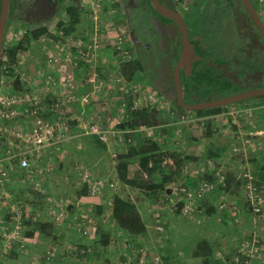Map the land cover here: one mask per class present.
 I'll list each match as a JSON object with an SVG mask.
<instances>
[{"label": "rangeland", "instance_id": "1", "mask_svg": "<svg viewBox=\"0 0 264 264\" xmlns=\"http://www.w3.org/2000/svg\"><path fill=\"white\" fill-rule=\"evenodd\" d=\"M58 12L47 22H45L44 26L47 27L48 32H50L53 37H46L41 36L38 40L32 41L26 48H22L18 50L15 56V61H20V63L17 65L16 72L12 69L11 76L18 77V73H23L25 75V79L29 81L30 84L27 82H24L23 85H27L26 89L31 91L34 95H36L32 89H34V78L31 79L30 75L33 73H28L29 70H31L30 66V59L29 57L32 55L34 57V53L38 52V57L42 58V55L39 56V53H41L42 49L44 52L48 53L51 51H57L65 52L67 50H71L72 53L75 56V60L78 62V67L74 68V74H77V70H81L82 74H80L78 78V85L76 89L77 94H85L79 92V89L82 83L86 82V77L88 76L89 70L100 68V69H106L110 70V67L115 64V60L118 58V55L123 54V49L125 50V29H124V21H123V14L120 9L119 4H116V0H101V5L99 7V20L96 22H93L92 20V11H93V1L94 0H84L83 5L86 10L85 13L81 16L80 21L72 25L70 24L69 17L66 13V6L71 3L72 0H62ZM261 5V12L263 13V20H264V0H259ZM199 13V12H198ZM226 19V17H225ZM228 22V21H227ZM60 23V24H59ZM37 26H27V25H19L15 27V31L10 33L9 31L6 43L8 45L15 43L18 41V39L21 37L23 30L34 28ZM216 29L214 30H205V37L204 40L208 44H210V47H219L225 49L229 45V39H228V33L231 28L230 22L226 23V21L222 20L220 23H218ZM44 44V45H43ZM41 45V46H40ZM91 45V47L94 49L92 51H89L90 54L94 53V56L92 58V64L89 65L88 63H83L82 61H78L79 59V51L84 50V52H87L86 46ZM120 50L122 51L120 53ZM244 53V51H243ZM238 55V59H242V54ZM263 54V62H264V51H261ZM37 56V54H35ZM52 56V54L48 55L45 59L48 60V58ZM92 56V55H91ZM31 57V58H32ZM229 58V55H222L220 57V60ZM14 61V62H15ZM117 64V63H116ZM30 67H29V66ZM72 67V66H71ZM115 67L113 71H115ZM149 72V71H148ZM147 72V75L149 76ZM16 73V75H15ZM30 74V75H29ZM9 75V72H8ZM31 75V76H32ZM43 75V74H42ZM144 72H138L134 78L133 81H130L128 85L131 87L138 86L141 89V93H139V105H149V106H156L160 109V115L164 122H169V124L166 125L167 129L169 130V133L165 137H163V142L161 143L165 148H168L169 151H172L174 153H180L186 150L185 147L183 149L184 143L182 142L183 136L188 135L189 137L191 135H194L191 137L192 139L194 137H201L202 139H205L204 149L208 145V143L212 142L211 144H221L226 145L227 149L225 150V155L222 156L227 157L228 159H233L232 161H235L236 169H232L234 173L238 174L240 170L243 167H249V169H252V163H250L251 158H255L258 160V164H260L261 161H263L264 156V98L263 99H250L247 100L244 105L242 104H231L229 106L223 105L221 108L220 114L213 117L211 127L214 129V133L211 136L205 135V126L198 127V128H191L186 126V124L177 122V123H170L171 118L167 115V110L172 105L170 102L165 100L162 96L158 94L156 89H154L149 81V77ZM111 80L114 77V74L110 72ZM41 78V77H40ZM5 77L1 81L4 82ZM20 81V80H19ZM36 81H38L36 79ZM45 83V78L41 79L40 81V88L43 89V85ZM110 84V82L108 81ZM111 91H108L107 94H105L104 99H98V102L96 105V108L91 105L88 106L87 112L84 113V121L86 120H95L92 114L96 111V118H101L99 116L98 111L99 109L104 107V113L106 112L105 117L103 118L106 122V124L109 121H112V125L109 126L110 129H115V124L119 119H121V113L123 108L118 109V113L112 114V106L117 107V99L115 96H118L119 94L122 95L123 87L120 85H117V82L112 80L111 82ZM3 84V83H2ZM0 86V90L3 89V86ZM4 85V84H3ZM129 87V86H125ZM239 88H243L241 86H238ZM238 87L236 85L229 87V91L231 93L238 92ZM250 88L255 87H264V80L258 81V82H250L249 83ZM37 89V88H36ZM35 89V90H36ZM241 91V90H240ZM37 92L40 94L41 89H37ZM45 93V92H44ZM47 93V92H46ZM41 95V94H40ZM40 95H36L41 98ZM51 95V94H49ZM107 96H109V99L107 100ZM145 96L143 100H141V97ZM47 98V97H46ZM116 99L115 105L114 101ZM110 100V102H108ZM106 101V102H105ZM111 103V104H110ZM98 106V107H97ZM106 107V108H105ZM61 108V107H60ZM90 108V109H89ZM120 108V107H118ZM235 108H241L245 109L248 108V110L243 111L240 116L233 118L229 115H226L225 112L231 109ZM107 109V110H106ZM110 111V114H109ZM100 113V112H99ZM169 113V112H168ZM109 115V116H108ZM172 117V116H171ZM93 118V119H92ZM108 121V122H107ZM100 125V124H99ZM102 125V124H101ZM105 126V125H103ZM107 126V125H106ZM239 128L240 134L238 136H233V132ZM190 131V132H189ZM262 131L263 134L260 132ZM176 134H175V133ZM176 136V137H175ZM227 137L229 140H226ZM72 139V138H69ZM123 135L120 137V139H113L109 144H105V148H100L98 145L94 144L90 136H86L84 138L80 139L81 148L78 150L77 145L78 141L75 139H72V141H69L70 144L68 146L62 147V139H58L56 142L49 144L48 146H44L34 158V163L38 164L39 166L45 167L46 173L48 176H37L36 174L31 177H22L19 179H16L15 176L13 177V182L10 187H7V191L10 192L11 195H17L20 196L19 193L20 189L33 187V189L38 188L36 187L37 184L40 186L43 184L47 185L46 189L44 190L48 193L47 195H56V197L61 196V203H58L59 205L63 202L70 201V199H64L68 198L65 197V192L67 193L69 191V186H66L64 184V177L66 175H71L72 180H77L80 182V172L87 171L88 173L92 175H97L99 172L96 169V159L102 158L103 164V175L104 178H108L112 182L115 179V175L111 171L110 164L111 161L114 160L115 163V155L116 153L120 152L122 149H125ZM65 140V139H64ZM116 147V149H115ZM72 148V150H71ZM67 149V152H66ZM204 149L202 151H204ZM201 151V153H202ZM168 159L167 163H163L165 165H172L173 160L170 157H166ZM171 161V162H170ZM246 162V163H245ZM248 164V165H247ZM138 164L137 161H132L130 163L129 171L130 174L133 175L138 172ZM171 169H174L173 167ZM223 172V168H221ZM179 170L177 176H175V183L179 182L181 180V175L186 171ZM228 171V170H227ZM142 177H144V173L141 174ZM154 176V177H153ZM152 176L153 179L158 178L157 172L154 173ZM42 177L46 178L47 182L49 179L52 180V185L50 186L49 183L46 181H43ZM48 177V179H47ZM145 178V177H144ZM115 185V183H114ZM43 185L41 186V188ZM118 184L116 183L113 187L105 188V190L101 191L99 196H102L104 200H107V197L111 195V192L118 189ZM39 189V188H38ZM43 191V190H42ZM26 192V190H25ZM97 191L95 194L91 195L93 197H97ZM140 192V193H137ZM69 194V193H68ZM131 195H135V198L138 203L139 211L143 217V219L148 221V232L147 235L144 237L138 238V241L135 245L140 243L144 249L142 251H148V250H156L157 248L161 247L169 259L171 260L172 264H202L199 257H196L192 255V248L195 246V244L202 238H207L210 241H212L215 246V252L222 256L223 258H226V254H231L238 246V243L242 240L243 231H254L255 234H258L259 237L263 239L264 243V212L260 213L259 215H252L250 211L248 210V207L246 208L245 201L243 198V195L241 194H234V193H228L226 194L225 202L228 205L234 206L237 210H239L238 213V220L237 222H233V220H230L228 218L223 217V215L214 214V215H206L201 212H193L191 215H182L178 211L175 210V208H172L169 206V204L165 202L164 197L160 196L157 200L154 202H151L149 199L145 198L143 196V193L140 190H130ZM26 195V194H25ZM27 197L30 199L33 198V195L30 194V192H27ZM220 198V197H219ZM110 201V200H109ZM98 203L96 200L88 201L86 206L83 207L85 211H88L89 214L92 216L93 209H96V205ZM109 204V202H108ZM243 205V206H242ZM16 206V204H15ZM17 207V206H16ZM88 208V209H87ZM27 206L25 207V210H27ZM40 212L41 216V210H37ZM71 211V210H70ZM72 212V211H71ZM158 212L159 217H161V220H157L154 218V214ZM96 213V212H95ZM45 215V214H44ZM103 218V217H102ZM100 219L98 220V223L95 221L93 223V228L97 224L108 225L110 228V232H114L115 236L113 237V244L108 245L106 248H101L100 245H97L99 247V251L101 254L97 257H95L93 260L88 261L89 264H106V260L108 261L107 264H123L121 262L122 260V254L130 252V249L124 251L123 247L119 244L121 242L126 241L125 236H121L118 231H116L117 228H115L113 225L108 224V220L104 219V221ZM164 221V222H163ZM163 223L164 231L158 232L156 231V226L161 225ZM66 227H64L65 230ZM68 229V228H66ZM245 232V233H246ZM76 233H74L75 235ZM23 233L19 235L20 237H23ZM73 235L70 234V236L66 233V231H62L61 235L59 237V241L61 242V250L63 247L66 249L71 245L73 242H76L75 240H79V237L75 235V239L72 237ZM1 237V236H0ZM2 238V237H1ZM20 239V238H19ZM21 240V239H20ZM72 242V243H71ZM99 242V241H98ZM4 243V241H3ZM87 245L93 246L96 245V243H92V241H89V243H85ZM98 244V243H97ZM42 246V245H41ZM44 248H47V245ZM134 247V245H131ZM8 249V248H7ZM264 249V248H263ZM230 250H233L230 253ZM65 251V250H64ZM141 251V252H142ZM140 252V253H141ZM139 253V254H140ZM138 254V255H139ZM136 254H133L132 257H128L126 259V262L129 261V264H136V259L139 257ZM231 256V255H230ZM229 256V257H230ZM228 257V256H227ZM56 255H54V260ZM258 259V260H257ZM47 261L46 264H53V261ZM105 260V262H104ZM259 264H264V252L261 257L256 258L255 261ZM74 264H77L79 262L77 259H74ZM45 263V262H44ZM11 264H15V261ZM43 264V262L39 263ZM82 264V262L80 263ZM221 264H228L225 260Z\"/></svg>", "mask_w": 264, "mask_h": 264}, {"label": "trees", "instance_id": "2", "mask_svg": "<svg viewBox=\"0 0 264 264\" xmlns=\"http://www.w3.org/2000/svg\"><path fill=\"white\" fill-rule=\"evenodd\" d=\"M84 0H72L69 5L66 6V13L69 17L70 24L75 25L77 24L83 13L86 12L84 5ZM60 24V23H59ZM46 37H53V35L48 32V29L44 25H40L34 28L26 29L21 37L13 43L7 50H6V61L8 60V63H13L15 60L16 53L18 50L22 48H26L32 41L38 40L41 36ZM116 74L121 76L125 81L130 83V81H133L136 74L139 72V70L142 68V65L140 61L136 59H127L125 61H121L116 65ZM8 74V73H7ZM12 74V69L9 71V75ZM80 75V74H78ZM227 85H231V83H227ZM20 86V81L18 80V77L15 78L14 81V87L17 89V87ZM238 91L242 90L241 88H237ZM126 98V104L125 107L121 112V119L117 121L115 124V130H118L119 133L116 135L111 136V139H120L123 135V141L125 145V149H122L120 152L116 153L115 155V164H114V172H115V181L118 184V189L111 192L110 202L109 204V214L106 216V221L108 220L109 225H113L120 235L126 237V241L123 243L121 242V245L124 249V251L127 252V250L130 249V252L122 254V260L123 264H129V261L126 262V259L128 257H132L133 254L138 255L142 249V245L136 242L138 241V238L144 237L147 235L148 232V221L143 219L137 200L135 198V195L130 194V190L136 189L140 190L143 193V196L149 200H157L160 196L164 197V200L167 203H169V198H171L170 195V189L172 186L177 185H187L189 188H193L197 185L199 180L203 181H213L215 182L211 192H207L208 194L203 196L201 199L197 201V206L195 207L193 212H201L206 215H214L219 214L223 215V217L228 218L227 213L224 211V209H220L218 206L220 204V201L226 200L225 196L228 193H234V194H240L242 193V186L241 181L237 178V174L234 173V171H225L223 172L222 169L218 166V160L222 158V156L225 155V150L227 149L226 145L221 144H211L209 143L204 151L200 153L199 155H188L183 152L180 153H174L172 151H169L168 148L163 147V145L154 139L145 137L141 131H136L135 129L139 127H157L158 129L154 132L156 134H162V137H165L169 133V130L162 126L164 123V120L162 119L160 115V109L156 106H149L146 104L133 107L132 100L137 98L138 96L132 95V94H126L124 96ZM220 97V96H219ZM257 98L263 99L264 95L261 96H250L248 98L242 99L240 101L234 102V104H243L247 103V100ZM233 103H230L226 106H229ZM175 109L176 112L179 113H191L198 116L202 115H209L210 117L206 120L205 126V135L211 136L214 133V129H212V119L213 115L219 114L221 111V108L223 106H214L204 109H196L192 111L184 110L177 105L173 104L171 106ZM126 130L127 132H123ZM130 130V131H129ZM91 139L94 144L98 145L100 148H105V143L100 141L97 136L91 135ZM110 139V140H111ZM164 139V138H163ZM166 157H170L173 160L172 165H165L163 164V160L166 159ZM132 161H137L138 164V172L129 175V167L130 163ZM194 162L195 164L202 165V169H199L197 173L198 176L189 177L188 172L183 173L181 175V180L177 182V184L172 185L175 183V176H177L179 170L185 169V164L187 162ZM250 163H252V169L251 172L256 177V182L258 185H263L264 187V156L263 161L258 164V160L255 158H251ZM174 169H171V168ZM248 168V167H243ZM241 169V170H242ZM220 170L219 172L224 175V180L222 182H216L217 176L216 172ZM240 170V171H241ZM157 172L158 178L153 179L152 174ZM183 172V171H182ZM146 173L147 177H142L141 174ZM37 176H48L46 171L36 174ZM80 182L77 180H72L71 175H66L63 179L64 184L69 186V191L65 194L71 193L74 191V198H71L72 200H75L76 198L86 196L90 194V188L88 185V182L84 180L81 177L80 172ZM92 175V174H91ZM22 176V172H16L15 178L19 179ZM95 179L102 177V175H93ZM43 181H46V178L42 177ZM104 178V177H102ZM48 179V177H47ZM107 181H111L108 178H105ZM78 182V183H77ZM115 183V185H116ZM168 186V184H170ZM43 187L41 188V186ZM40 185L39 189L33 187H28L20 189L19 193L20 196L14 195L12 198L8 200V206L10 207L12 204H16L17 208L21 209V211H25V205H29V212L27 214V217H24L22 212V222L24 223V232L23 234L26 236H33L35 232L44 233L46 236V242L45 245H49L51 248L48 250L50 251L49 258H45V260L51 261L52 258H54V255H58V251H54L57 248L61 250V242L59 241V237L57 234H55V222L54 220L46 218L45 214V208L49 205H54L55 201L58 200L56 195H47L48 193L44 190L45 184L42 183ZM114 185V186H115ZM110 186L104 185L102 186L98 191L101 192L105 190V188H108ZM113 187V186H112ZM46 189V188H45ZM26 190V192H25ZM43 190V191H42ZM27 192H30V194L33 195V198L30 199L27 197ZM140 193V192H137ZM26 194V195H25ZM130 194V195H129ZM69 195V194H68ZM65 195V196H68ZM243 195V194H242ZM51 196L50 200L48 199ZM69 197H73V195H70ZM220 197V198H219ZM74 202V201H69ZM170 206V205H169ZM179 206L180 203H176V211L179 212ZM243 206V205H242ZM96 207V216L101 217L100 214H102V205L97 204ZM247 208V206L245 205ZM72 205H69V210H71ZM37 210H41V216L37 217ZM249 210V209H248ZM193 212L191 214H193ZM239 212V210H238ZM264 212V209H263ZM181 214V213H180ZM188 214V215H191ZM184 215V214H182ZM259 215V214H258ZM103 216V215H102ZM90 217L93 218L95 222V218L90 215ZM9 219V218H8ZM229 219V218H228ZM158 220H161V217H159ZM164 222V221H163ZM98 223V220H97ZM161 223L162 229L158 230L156 228V231L163 232L164 227L163 223ZM243 231L242 238H250L252 233H254L253 230L251 232ZM91 234H93L94 237H92L91 241L92 243H96V245L90 246L81 242H71L72 244L69 245V247L66 249L63 247V253L67 258L72 257V262L74 259H78L80 261L86 260L91 261L95 257L99 256L101 252L98 250L99 247L97 245H100L101 248H106L108 245L113 244V237L115 236L114 232H110V228L108 225L97 224L96 227H94L91 231ZM258 235V234H257ZM262 242L263 239L261 238ZM99 241V242H98ZM98 243V244H97ZM131 245H134L132 247ZM47 247V246H46ZM216 246L215 244L210 241L207 238L200 239L195 246L192 248V255L199 257L202 264H221L224 260L231 264L234 256L233 250H230L227 253L232 252L231 254H226V258H223L224 255H219L215 252ZM65 250V251H64ZM15 252V250H12ZM47 251V250H45ZM156 252L158 255L166 260L169 261L170 264L171 260L165 253V251L159 247L156 250H148L147 252ZM69 255V256H68ZM231 255V256H230ZM228 256V257H227ZM230 256V257H229ZM105 262V260H104ZM71 263V262H68ZM108 261L106 260V264Z\"/></svg>", "mask_w": 264, "mask_h": 264}, {"label": "built area", "instance_id": "3", "mask_svg": "<svg viewBox=\"0 0 264 264\" xmlns=\"http://www.w3.org/2000/svg\"><path fill=\"white\" fill-rule=\"evenodd\" d=\"M94 7L92 11V20L96 22L99 19V7L101 0L93 1ZM25 30H23L24 32ZM87 52L84 50L79 51L78 61L83 63L92 64V58L94 53L89 51L94 50L91 45L86 46ZM123 51V54L121 53ZM120 50L121 55L115 60V64L110 67V70L106 69H91L88 72V76L85 78L86 83L89 85V90L85 94H77V74H74L73 67H78V62L74 59L76 55L71 50L65 52L55 53L48 58V65L53 64V71L51 74H47L44 83V89L48 94H51L53 99L48 103V99L34 95L31 91L27 90V85H23L24 82L29 81L25 79L23 73H18V80H20V86L15 89L14 81L15 76L8 75L10 69L17 71V65L20 61L13 63H4L2 82L3 89L0 90V201H8L10 199V192L7 191V187H10L13 182V177L16 172L21 171L22 177H31L33 174H40L47 169L34 163L36 154L46 145L56 142L58 139H65L72 137L70 133L72 106L73 105H90L93 101H97L103 94H107L111 91L112 80L115 79L117 85L123 87L122 95L119 101L120 109L125 107L126 94H132L139 96L141 89L138 86L131 87L129 83L125 81L121 76L116 74L114 67L121 62L128 59L129 55L127 49ZM92 55V56H91ZM117 63V64H116ZM66 64L70 65V69H66ZM72 66V67H71ZM110 72L114 74L111 80ZM16 75V73H15ZM2 78V80H3ZM110 82V84L108 83ZM129 87H125V86ZM100 99V98H99ZM109 96H107V100ZM106 102V101H105ZM110 102V100L108 101ZM133 107H137L139 104V98L132 100ZM111 104V103H110ZM61 107V108H60ZM106 108V107H105ZM107 110V109H106ZM243 111L248 108L241 109L235 108L225 112L233 118L241 115ZM104 107L100 112L104 113ZM121 111V110H120ZM49 112V114H48ZM53 112H56L53 113ZM170 115L175 118L177 122H181L189 126L190 128L203 127L209 115L198 116L191 113H179L175 109L170 110ZM220 114V113H219ZM215 114L213 116H217ZM75 119V118H74ZM76 125L80 127L81 132L85 135H95L97 138L108 143L111 136L119 133L118 130L103 128L97 122L92 120H81L76 118ZM141 131L142 134L154 139L155 141L162 143V134H156L153 127H139L135 129ZM130 131V130H129ZM123 132H127L124 130ZM168 159H164L163 163H167ZM171 162V161H170ZM218 170L216 172V182H222L224 175ZM81 177L88 182L90 188V195L95 194L102 186L108 185L114 186V182L107 181L105 178H94L93 175L87 171L81 172ZM144 177L147 174L144 173ZM237 178L241 181V188L244 201L252 215H257L263 212L264 209V187L258 185L255 175L249 168L242 169ZM215 182L198 181L197 185L193 188L187 187V185L172 186L170 189L171 198H169V205L176 208V203H180L179 213L188 215L191 214L197 206V201L204 195L206 196L211 192ZM75 205L79 207V203L65 202L62 204L49 205L45 208V216L48 219L55 222H61L66 220L67 215H70L69 205ZM109 204L111 202L109 201ZM220 209H224L228 218L233 222L239 221L238 210L228 205L224 200L220 201L218 206ZM159 213L154 214L155 219H159ZM9 220L1 221L0 236L4 241L5 248H11L15 237L21 235L24 231V223L22 222V211L17 208L15 204L9 207ZM65 222V221H64ZM73 228L77 232L83 235L88 234L93 229L94 220L92 217L77 213L73 216ZM158 230L162 229L161 225H157ZM264 243L257 234L252 233L251 237L242 238L235 249V254L231 264H259L256 258L262 256L264 252ZM50 251L47 249L45 252V258H49ZM136 259V264H170L169 261L162 259L156 252L142 251Z\"/></svg>", "mask_w": 264, "mask_h": 264}, {"label": "flooded vegetation", "instance_id": "4", "mask_svg": "<svg viewBox=\"0 0 264 264\" xmlns=\"http://www.w3.org/2000/svg\"><path fill=\"white\" fill-rule=\"evenodd\" d=\"M263 25L259 0H248ZM0 0V9H1ZM62 0H9L0 48V86L9 31L16 26H40L59 10ZM123 14L125 47L128 59L140 61V72L149 74L151 86L171 105L175 104L177 86L174 70L183 49V32L175 19L160 14L152 0H116ZM176 12L182 20L189 42L199 59L193 62L197 81L178 68L181 96L194 103L230 95L229 87L251 89L250 82L264 80V40L242 0H158ZM199 12V13H198ZM226 17V19H225ZM222 20L230 22L229 45L223 49L205 42V30L216 29ZM228 21V22H227ZM14 33V32H13ZM244 51V53H243ZM242 54V59L238 55ZM222 55L229 58L220 60ZM15 61V60H14ZM231 83V85H227ZM257 88V87H255ZM240 92V91H238ZM236 93V92H234ZM233 94V93H231Z\"/></svg>", "mask_w": 264, "mask_h": 264}, {"label": "crops", "instance_id": "5", "mask_svg": "<svg viewBox=\"0 0 264 264\" xmlns=\"http://www.w3.org/2000/svg\"><path fill=\"white\" fill-rule=\"evenodd\" d=\"M44 45V44H43ZM41 46V45H40ZM55 53H58L57 51H49L48 53H46V52H44V50L42 49V51H41V53H39V56L40 55H42V58H39L38 57V52L37 53H34V57H32V55L29 57V59H30V68H31V70H29V72L28 73H33V75L31 76L30 74V77H32L31 79L33 80L34 78H36L38 81H36V79H34V81H33V83H34V89H32V91L36 94V95H40L41 96V98L43 99V100H46V99H48L47 101H48V103L49 102H51L52 101V99H53V97H52V95H49L48 93H46V91H45V89H44V85H43V89L42 88H40V81H41V79L43 78H46V75L47 74H51L52 73V71H53V64L52 65H48V60H46L45 58L48 56V55H50V54H55ZM35 54H37V56H35ZM32 57V58H31ZM66 69L68 70V69H70V65H68V64H66ZM77 72V75L78 74H82V71L81 70H77L76 71ZM43 74V75H42ZM80 75H78V77H79ZM41 77V78H40ZM83 85H81V87L80 88H78L79 89V92H81V93H86V92H88V90H89V85L86 83V82H84V83H82ZM41 89V93L39 94L38 92H37V89ZM36 89V90H35ZM45 92V93H44ZM104 96H105V94H103L101 97H99L101 100H103L104 99ZM47 97V98H46ZM145 96H142L141 97V100H143V98H144ZM98 98V99H99ZM115 98L117 99V107L116 106H112V114L113 113H118L117 112V110L118 109H120V108H118L119 107V101H120V98H121V95L119 94L118 96H115ZM139 98V97H138ZM116 99H115V101H114V105H115V102H116ZM140 99V98H139ZM98 102H101V101H93L92 102V106L93 107H95L96 108V105H97V103ZM245 103H243L242 105H244ZM91 105V104H90ZM98 107V106H97ZM90 109V108H89ZM174 110V108H172V107H169L168 108V110H167V115H168V117L169 118H171V120H170V123L172 124H174V123H177V121L175 120V118L174 117H171V115H170V113H168V112H170V110ZM87 110H88V106H86V105H84V106H80V105H73L72 106V114H71V116H72V118H73V120H71V125H72V127L70 128V133H71V135H73L72 137H67V138H65V140L64 139H62L63 141L61 142L62 143V147H65V146H68L69 144H70V142L69 141H72V139H75L76 141H78V144L79 145H77V148H78V150H80V148L82 147L81 146V144H80V139L81 138H84V137H86V136H90L91 137V135H85V134H83L82 132H81V128L80 127H78L77 125H76V121H79L78 119H76V118H80L81 120H84V113L85 112H87ZM99 110H101V108L99 109ZM100 111H98V114H99V116H101V118H96V111L92 114V116L94 117V119L95 120H92V121H95V122H97L98 124H102L101 126L103 127V128H109V126H111L112 125V121H107L108 123L106 124V122H105V120L103 119L104 117H105V115H106V112L105 113H99ZM120 112V111H119ZM53 113H55L56 114V112H53ZM121 113V112H120ZM48 114H49V112H48ZM109 114H110V111H109ZM109 116V115H108ZM75 118V119H74ZM93 119V118H92ZM167 124H169V122H164L163 124H162V126H165L166 127V125ZM103 125H105V126H103ZM107 125V126H106ZM187 126V125H186ZM157 127H159V126H156V127H154V131L155 130H157L158 128ZM187 127H189V126H187ZM167 128V127H166ZM189 129L191 130V128L189 127ZM190 132V131H189ZM262 134H263V132L262 131H260ZM175 133V132H174ZM176 134V133H175ZM233 136L235 135V136H238V134H240V130H239V128H237V130H235L233 133ZM194 135H191L190 137L188 136V135H186V136H183V139H182V142L184 143V146H183V149H184V147H185V154H188V155H193V156H195V155H199L200 153H201V151L204 149V144H203V142H205V139H202L201 137H194L193 139L191 138V137H193ZM176 137V136H175ZM69 138H72V139H69ZM113 140V138L110 140V143H111V141ZM226 140H229V138L227 137V139ZM210 143V142H209ZM208 143V144H209ZM106 145L107 144H109V143H105ZM48 146V145H47ZM115 149H116V147H115ZM71 150H72V148H71ZM66 152H67V149H66ZM97 161H96V163H95V165H96V169H97V171L99 172L98 173V175H100L101 173H102V175H103V168H102V164H103V160H102V158H98V159H96ZM233 159H228L227 157H222V158H220L219 160H218V166L217 167H219V169L220 168H223L224 170H228V171H230V172H232L233 170L232 169H236V167L237 166H235V161H232ZM246 163V162H245ZM114 160H112L111 161V164H110V168H111V171L113 172V174L115 175V172H114ZM248 165V164H247ZM202 165H198V164H195L194 162H191V161H189V162H187L186 164H185V168L187 169V172L185 171V173H187L188 174V176L189 177H194L195 176V178L198 176V174L199 173H197L198 172V170L199 169H202ZM249 168V167H248ZM129 175L131 176V174H130V171H129ZM154 174H152V176H153ZM237 176V175H236ZM102 177H104V176H102ZM154 177V176H153ZM155 179H157L156 177H155ZM52 180L51 179H49V181L47 182V180H46V182L47 183H49V185L51 186L52 185ZM114 181V183H116V181L115 180H113ZM78 183V182H77ZM66 185V184H65ZM171 185V183L170 184H168V186H170ZM67 186V185H66ZM36 187H40L38 184H37V186ZM47 187V185L45 186V188ZM99 194H100V192H98L97 193V197H93V196H91L90 194H88V195H86V196H82V197H79V198H76L75 200H72V199H70V198H74V191H72L71 193L69 192V196L70 195H73V197H68V196H65V197H68V198H64L65 200L66 199H70V201H74L73 203H76V202H78L79 203V207L77 208L74 204L72 205V208H71V211L72 212H70V215H67V217H66V220H63V221H61V222H57V223H55V234H57L58 236H60L61 235V233H62V231H66V233L70 236V234H72L73 236V238L75 239V235H77V237H79V240H75V241H77V242H81V243H89V241H91L92 239V237H94L93 236V234H91V231L88 233V234H86V235H83L82 233H80V232H77L76 230H75V228H73V225H74V222H73V216L75 215V214H77V213H81V214H84V215H87V216H90L91 214H89V212L88 211H85V209L83 208V207H85L86 206V204H87V202L88 201H93L94 202V200H96V202L98 203V204H101L102 205V208H101V210H102V214H100L101 215V217L99 216V218H98V216H96V214H95V211H96V209H98L97 207H96V209H93L94 211H92V216L95 218V221L97 222V220H99L100 221V219L102 218V220L104 221V219H106V216H107V214H109V204H108V202H109V200H110V197H107V200H104V198L102 197V196H99ZM240 194H241V196H242V193L240 192ZM65 195H68V194H65ZM130 195V194H129ZM13 197V195H11L10 196V198H12ZM50 198H51V196L48 198L49 200H50ZM53 198H58V200L57 201H55L54 203H61V196H59V197H53ZM151 202H154V201H152V200H150ZM67 202H69V201H67ZM64 203V202H63ZM15 204V203H14ZM27 206V210L28 211H22L23 212V215H24V217H27V214H28V212H29V205H25V207ZM88 209V208H87ZM37 217H40V214L39 213H37ZM103 215V216H102ZM8 218H10L9 217V206H8V201H4V202H1L0 201V225H1V223H3V222H1V221H8L9 219ZM65 221V222H64ZM64 227H66V228H68V229H66L65 228V230H64ZM96 227V226H95ZM0 228H1V226H0ZM1 230V229H0ZM24 232V231H23ZM74 233H76L75 235H74ZM21 240H20V239ZM44 240H46V236L44 235V233H39V232H35L34 234H33V236H26V235H23V237H20V236H18V237H15V241H13V243H12V246H11V248L9 249H7V248H5V246H4V243H3V239L0 237V264H11L12 262H14L15 261V264H39V263H41V262H43V264H46V262L48 261V260H45V258H44V256H45V250H47V249H49V248H51L49 245H47V248H44L45 246H43L44 244H46V242L44 241ZM42 245V246H41ZM15 250V252H13L12 250ZM52 249H55L54 251H58V253H60V254H58V255H56V257L57 258H55L54 260H52L53 261V264H74V262H72V257L71 258H67V256H65L63 253V250H59V249H57V248H52ZM61 252H63V253H61ZM53 255H55V254H53ZM76 259V258H75ZM78 260V259H77ZM79 262H77V264H80L81 262H82V264H89L88 263V261H86V260H82V261H80V260H78ZM45 262V263H44ZM68 262H71V263H68Z\"/></svg>", "mask_w": 264, "mask_h": 264}, {"label": "water", "instance_id": "6", "mask_svg": "<svg viewBox=\"0 0 264 264\" xmlns=\"http://www.w3.org/2000/svg\"><path fill=\"white\" fill-rule=\"evenodd\" d=\"M251 14L254 22L256 23V26L258 27L263 40H264V25L259 18L258 14L256 11L253 9L251 4L249 3L248 0H242ZM8 2L9 0H2L1 2V9H0V48H1V40H2V35H3V25L4 21L6 18L7 14V7H8ZM154 4V8L156 11H158L160 14L170 17L172 19H175L180 23L182 32H183V49L182 53L177 61V64L175 66L174 70V78L177 86V96L175 99L176 105L184 110L187 111H192L196 109H204V108H209V107H214V106H223V105H228L230 103H234L237 101H240L242 99L248 98L250 96H261L264 95V87H257V88H251V89H246L240 92H236L227 96H220L217 99H211V100H202L199 102H194V103H186L183 101L182 96H181V88H180V81L178 77V68L183 67L184 68V73L186 75H189L193 77L195 81H197V76L193 71V62L199 59V56L196 54L192 44L189 42L188 37H187V32L186 28L182 22V20L179 18L178 14L176 12H173L172 10L168 9L167 7L163 6L158 2V0H152Z\"/></svg>", "mask_w": 264, "mask_h": 264}]
</instances>
